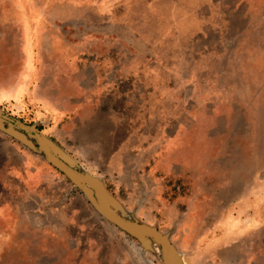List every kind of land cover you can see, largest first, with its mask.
<instances>
[{"label": "rangeland", "instance_id": "obj_1", "mask_svg": "<svg viewBox=\"0 0 264 264\" xmlns=\"http://www.w3.org/2000/svg\"><path fill=\"white\" fill-rule=\"evenodd\" d=\"M0 112V264H165L17 123L177 264H264V0H0Z\"/></svg>", "mask_w": 264, "mask_h": 264}, {"label": "water", "instance_id": "obj_2", "mask_svg": "<svg viewBox=\"0 0 264 264\" xmlns=\"http://www.w3.org/2000/svg\"><path fill=\"white\" fill-rule=\"evenodd\" d=\"M0 115L10 121H13L6 115L0 112ZM18 126L25 129L29 133H34V136L38 139L43 151L47 155V158L61 169L74 183L82 187L90 197H92V192L95 193L97 197L96 205L99 211L109 220L117 224L122 229L130 232L134 236L140 238L143 242H146V236L153 237L157 242L163 245L165 264H177L176 263V252L171 245L168 237L156 228L149 226L147 224L138 223L136 221L129 220L121 216L113 207L115 200L110 196L103 186V184L96 178L79 172L74 169L71 165L60 159L56 154L58 153L52 143L47 141L41 134L37 133L34 129L25 126L21 123H17ZM33 135V134H32ZM62 157L64 155L60 153Z\"/></svg>", "mask_w": 264, "mask_h": 264}, {"label": "flooded vegetation", "instance_id": "obj_3", "mask_svg": "<svg viewBox=\"0 0 264 264\" xmlns=\"http://www.w3.org/2000/svg\"><path fill=\"white\" fill-rule=\"evenodd\" d=\"M4 115V114H3Z\"/></svg>", "mask_w": 264, "mask_h": 264}]
</instances>
